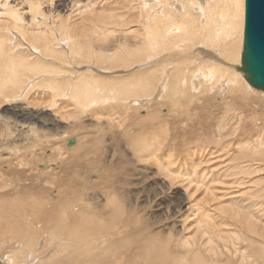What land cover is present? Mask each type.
Masks as SVG:
<instances>
[{
	"label": "bare ground",
	"instance_id": "1",
	"mask_svg": "<svg viewBox=\"0 0 264 264\" xmlns=\"http://www.w3.org/2000/svg\"><path fill=\"white\" fill-rule=\"evenodd\" d=\"M83 1L86 0H76V2L73 0H0V106L5 102L11 104L20 101V99L21 101L23 98L26 99L28 94H34L36 91L32 90L40 86L41 83L44 84L43 82L46 86L53 85L49 82L50 80L58 84L60 81H54V78H60L61 83L63 80L71 82L64 98L69 99L74 93L75 96L77 94L92 97L96 94L98 97L100 96L99 93L106 92V100L111 98L117 102L114 107L115 110L116 108L121 111L128 110L127 104L130 107L139 103H150L153 101L152 97L155 96L153 98L157 103L153 104L154 112H150L146 117L152 125L151 134L139 137L142 140L136 141V144H128L133 157L138 162H143V159L153 162L157 159L161 146V142L157 139V126L167 127V131H169L168 125L171 124V126H175L173 131L178 134L174 140L183 139L184 137L179 135L182 126L181 119L194 106L192 102L194 101V91H199V88L200 90H215L218 84L221 85V89H224L229 84L225 93L227 92L230 99H225L224 111L218 112L212 107L204 106L211 109L212 112L204 114L201 122L205 121L207 124L214 125L215 130L207 133L208 139L203 144H198L195 139L187 138L186 140L189 146L194 144L188 152L191 168L196 172L202 169L203 163L207 164V169H202L201 176L199 178L191 177L188 184L211 190L223 186L224 194L222 197L225 198L224 202L218 203L215 208L225 216H220L218 221H214L217 217H214L210 211H201L199 214L200 222L205 225L198 226L194 235L197 240L193 245L191 238L194 236H187L188 233H184L188 227L186 221H179L184 219L179 216L180 213L178 212L172 216V219L174 224L183 222V226H181L183 231L179 233L186 235H183L176 242H170V239L175 237V230L172 234L162 237L160 235L164 234L163 231H154V225L149 223L144 224L146 227L142 226L140 229L131 230V221L128 219L121 220L119 216L121 211H115L113 220L103 224L94 223V220L87 221L91 215L90 211L82 212L77 219L76 213L72 212V219L67 223V228L62 234L66 238L64 243L66 246L63 245L54 255L52 253L50 256L42 253L31 254L30 260L32 262L26 264H41L43 262L45 264H124L123 260L129 258V254L151 264H161L163 259L161 258L160 261L159 256L171 247L178 248L176 252L178 255L162 264H216L223 262L224 253L236 260V262L229 261V264H264L257 259L261 256L264 260V191H261V187L264 188L262 175L264 172V128L260 127L251 138L242 139L238 143V128L235 132L227 131V124L224 123L229 120L232 112L233 118L238 120V92L243 90L235 82L241 81L243 87L250 88L244 76L237 70V67L241 66L245 0H111V2L109 0L110 3L104 0L106 4L102 5V9H98V0H87V3L82 6ZM76 4L78 7L81 5L82 8L77 9ZM120 7L121 9H129L126 15L121 12V17H119ZM132 10L137 11L133 14V18L130 15V12H134ZM62 12H70L67 21L76 22V27L80 23L78 22V20L80 21L79 16L86 13V15L94 17L92 20L96 23L94 25H98L97 27L103 32H108L114 36L120 30L127 33L126 37H121L118 33L115 41L111 40L109 43L107 42V45L106 42L104 43L106 45L104 50L108 52L109 58L103 60L102 56H99V61L102 66L109 63L110 69H104L107 71L105 72L107 76L108 74L117 75L118 72L116 71H124L123 69L128 71L137 60L152 62L158 55L166 54L158 60L159 62L154 60L159 65L156 66L153 61L156 66L155 69H147L152 63L144 64L141 66L145 70L143 73L126 79L117 76L109 79L102 77L103 80L107 81L105 85H102V78L99 77V74V76L94 75L91 72L93 70L86 71L89 73L83 71V73H78V69L83 66L80 65L81 67H79L78 65L82 62L81 58L85 60L89 54H84L86 47L79 46L75 36H72L73 30L70 32L67 29L68 22L65 23V19L63 20ZM76 12L79 13L78 16H76ZM133 20L135 23H131L132 26L129 27ZM130 37L138 38V40L135 41ZM26 41H29V44ZM41 41H44L45 44L38 45ZM7 42H9V46H7ZM88 45L94 48L91 44ZM40 46L45 47V50H40ZM98 46L100 45L98 44ZM194 48L195 50L192 51ZM234 49L237 53H234ZM23 50L33 53L27 55V52L18 53ZM13 52L18 54L14 56ZM197 56L202 57L203 60H198ZM71 58H75L79 63L75 66L72 65L74 62L71 61ZM237 58L240 63L235 65ZM173 63L175 64L174 70L168 71ZM112 65L118 66L113 68ZM89 68L97 70L96 68ZM135 68H139V66L135 65ZM74 69H76V76L69 79L70 75L75 74L72 73ZM79 71L81 70L79 69ZM33 72L35 74H32ZM39 76H44V78L42 80L35 79ZM166 76L168 79H165ZM158 77H160V81L164 79L161 87L165 88L163 91L165 94L161 99H158L161 95V88L157 94L155 91L150 93L153 81L154 79L156 81ZM223 79L224 81H222ZM151 80L153 81L151 82ZM221 89L213 94H220ZM252 91L253 89H251ZM56 94L52 93L49 96L54 99ZM223 94L224 92L219 96H223ZM256 94L258 95L253 102L261 105V102H264V93L256 92ZM38 96L40 97V95ZM130 97H136V101H134L135 99L124 100ZM200 98L203 100V97ZM250 98L252 99V97ZM85 101L87 100L85 99ZM163 104H169L168 111L174 116L172 119L170 116L167 118L168 115H161L160 107ZM92 106L94 107V105ZM115 110L110 109L109 111V124L111 122L118 124L119 117H115ZM14 112H17L16 108ZM123 113L125 114L124 111ZM134 125L136 126V124ZM231 135H233L232 137L236 135V137L231 139ZM198 151H206V154L198 153ZM125 156V150L119 152L120 158ZM111 157L115 160V155ZM114 163L116 167L126 168L118 160H115ZM173 165L174 161L170 156L160 161L161 171L167 177H172L177 173V169L174 170ZM222 165L225 169L222 172L214 173L213 169L220 166L223 168ZM46 167H49L48 164L40 166L41 169ZM124 172V176H127V169ZM254 176L257 179L251 180L250 178ZM108 183L111 185L110 189L115 191V186H117L115 179L113 178ZM238 187H240L239 191ZM246 192H249V196L245 198L244 193ZM240 193H242V197L238 198ZM184 195L185 192L181 194V196ZM51 198H53L52 204H55L56 195H51ZM68 202L73 203L70 199ZM12 203L18 207L11 214V224H14L15 227L7 226L9 218L6 215L0 216L1 240H17L23 231L34 236V231L24 223L21 211H24L23 205L18 201ZM56 205L59 208L50 214L51 218L57 217L59 210L64 213L65 203L61 202ZM229 210H233L236 216V218H232L231 224L226 218ZM187 218L189 219L190 215ZM50 221L48 220V222ZM253 221H260V223H257L256 226ZM239 223L249 232L248 234L252 235V238L246 239L253 244L252 247L240 245L239 241L242 237L240 239L239 235L246 232L243 229L238 230ZM76 224L80 229L78 235L76 234ZM228 226L238 231H229ZM190 227L193 229L194 225H190ZM260 229H263L261 233ZM138 233L146 237L139 240L135 247L131 236ZM148 235L151 237L146 242ZM103 237L104 243L107 244L105 247H101ZM246 240L243 239L244 242ZM257 243L260 245L255 248ZM43 247L41 244L40 250ZM19 249L6 252L0 260H3V264H15L12 258L14 252H18ZM201 250L207 253V257L199 254ZM101 255L105 256L103 260L100 259ZM238 257L241 263H238ZM250 257L255 262L250 261Z\"/></svg>",
	"mask_w": 264,
	"mask_h": 264
},
{
	"label": "rangeland",
	"instance_id": "2",
	"mask_svg": "<svg viewBox=\"0 0 264 264\" xmlns=\"http://www.w3.org/2000/svg\"><path fill=\"white\" fill-rule=\"evenodd\" d=\"M106 1L107 3L111 2V0L110 2H108L109 0H105V2ZM73 2H76V0H73ZM103 2L104 0H98V9H102L106 4L105 2L102 4ZM86 3L87 0L83 1L82 6ZM82 6L79 5L78 7L76 4L77 9H81ZM119 10V17H121V12L123 15H126L129 9H121L120 7ZM132 11L134 12H130V15L133 18V14L137 11ZM69 13L70 12H62L63 20L65 19V23L68 22L67 29L70 32L73 30L71 32L72 36H75L79 46L86 47V52H84V54H89V57L85 58V60L81 58V63L76 61L75 58H71V61L74 62L72 65L75 66L77 63H79V67L83 65L79 68L81 71L78 69V73H89L86 71L93 70L91 72L94 73V75H100L99 77H103L104 79H109L113 76H117L121 79L131 78V76L135 77L136 74L139 75L145 71L144 68H141L144 64L152 63L147 69H155V67L159 65V63H157L159 62L158 60L162 59L163 55L166 54L163 53L158 55L157 58L154 59L157 62L153 60L156 66L153 64V61L142 62L137 60L135 65H138L140 69L135 68L134 65L130 66L131 68H129L128 71L122 68L126 72L116 71L118 72L117 75L108 74L107 76L105 73L107 71H104V69H110V65L105 62L106 64L102 66L99 61V56H102L103 60L109 58L108 52L104 50V47H106L111 40L115 41L118 35L126 37L127 33L120 30L118 32L119 34L116 33L114 36L108 32H103L97 27L98 25H94L96 24L92 21L94 17H90V15L88 16L86 13L79 16L80 18L78 17L80 19L78 22L80 23H78L79 26L76 27V22L67 21ZM76 13V16H78L79 13ZM87 18L89 19L87 20ZM131 23H135L134 20L130 22L129 27L132 26ZM99 34L101 37H98ZM131 38L132 37H130V39ZM132 39L135 41L138 40V38L135 37ZM41 42H39L38 45L45 44L44 41ZM96 42L97 44H95ZM26 43L29 44V41H26ZM88 44H91L94 48ZM98 44L100 46H98ZM7 46H9V42H7ZM120 46H122V44H120ZM40 50L44 51L45 47H41ZM194 50L195 48L192 51ZM24 52L27 51L23 50L18 53ZM18 53L13 52V55L15 56V54ZM28 53L29 52H27L26 55ZM32 53L33 52L30 51L29 54ZM234 53H237L235 49ZM197 58L198 60H203L202 57L197 56ZM239 63L237 58L235 65ZM112 66L113 68H117L118 65ZM174 66V63L171 64L168 71H173ZM89 67L96 68L97 70L90 69ZM75 70L76 69H74V71L72 70V73L75 74L70 75L69 79L72 76H76ZM32 74L35 73L33 72ZM44 76H39L35 79L42 80ZM103 78L102 85H105L107 81L103 80ZM159 79L160 77L156 78V81L155 79L154 81L151 80V82L153 81V86L150 93L155 91L156 93H154L157 94L161 88V95L160 98H158L161 99L165 94V92L163 93L165 88L163 89L161 87L164 79L161 81ZM165 79H168V76H166ZM224 79L222 81H224ZM54 81L60 82L55 84L50 80L49 82L53 83L51 86H46L44 85L45 82H43L44 84L41 83L40 86H37V88L35 87L32 91L36 92L34 94H28L26 99L23 98L22 101L20 99V101L11 104L5 102L6 104L4 103L0 106V216L6 215L9 218L7 226H11L12 228L15 227L14 224H11V214L18 207L12 202L18 201V203L22 204L24 207V211L20 210L22 211L25 225L30 227L35 234L33 236L23 231L17 240L12 239L9 241L1 240L2 237L0 235V258L6 254V252L15 250L16 248L20 249L18 252H14L15 254L12 259L15 264L32 262V260H30L31 254L37 255L38 253H42L43 255L50 256L53 253L54 255L63 245L64 247L66 246L64 244L66 238L62 234L67 228V223L72 219V212L76 213L77 219L82 212L90 211L91 215L87 218V221L94 220V223L98 222L99 224H103L104 222H111L113 220L115 211H121V214H119L121 220L128 219L131 221V230L140 229L142 226L146 227L144 226L146 223L154 225V231H163L164 234L160 235L162 237L172 234L173 230H175V237L171 238L170 242H176L183 235H186L179 233L183 231V227L181 228L183 222L174 224L172 219V216L177 212L180 213L179 216L184 219L179 221H186L188 230L184 233H188L187 236H194L198 226L205 225L200 222L201 218L199 214L201 211H210L214 217H217L214 221H218L220 216H225V214L220 213L215 208L218 203L224 202L225 198L222 197L224 194L223 186L211 190L201 186L196 187L194 184H188L191 177L199 178L201 176L202 169H207V164L203 163L202 169L196 172L191 168L188 161V152H190V148L194 144L189 146L186 140L187 138L192 140L195 139L198 144H203L208 139L207 133L215 130L214 125L207 124L205 121L201 122V118L207 112H212V110L207 107H212L218 112L224 111L226 105L225 99H230L227 92L225 93L226 87L227 90L229 88V84H227L224 89H221V85L218 84L215 90H200L199 88V91H194V101H192L194 106H192L190 112L181 119L182 126L179 135L184 138L174 140L178 135L173 131L175 126L169 124V131H167V127L158 125L157 139L161 142V146L158 151L157 159L153 162L145 161V159H143V162H138L136 158L133 157L129 147L130 145L128 146V144H136V141L139 142L140 139L142 140V138L139 137L151 134L152 125H150V120L146 119V117L150 112H154L153 104L157 103V101H154L155 98H153L155 96L152 97V102L143 103L144 105L139 103L129 107L127 104L126 108L129 109H124V114L123 111L117 108L115 110L114 107L117 102L114 99H112L113 101L111 98L105 99L106 92L99 93L100 96L98 97H96V94L92 97L79 96L77 94L75 96L74 93L68 99L64 98V95L66 96L71 82L63 80L61 83L60 78H54ZM235 83L239 84L243 90L242 92H238V120L239 118L240 120L238 121L233 118L232 112L229 120L224 123L227 124V131L235 132L236 128H238V143H240L242 139L251 138L260 127L264 128V102H261V105H257V103L253 102V100L256 99V95H258L256 92H264L256 89L254 90L251 86L250 88L248 87L250 90L246 89L243 87V84H241V81H239V83L236 81ZM220 89V94H213ZM251 89H253L252 92ZM223 92L226 95L223 94V96H219ZM52 93H58L54 95V99L49 96ZM38 95H40V97ZM83 97L88 102L85 101ZM200 97H203V100ZM250 97H252V99ZM132 99L136 101V97H130L124 100ZM200 100L202 101L200 102ZM92 105H94V107ZM163 105L160 107L161 115H168L167 118L170 116V119H172L174 116L168 111L169 104ZM204 106L207 107L205 108ZM15 108L17 112H14ZM110 109L116 111H114V113L115 117H119L118 124L113 122L109 124L108 116ZM137 109L140 110L137 111ZM93 115L95 118L92 119V117H94ZM134 124H136V126ZM236 135H234V137L231 135L230 138L234 139ZM70 139L75 140L72 146L68 145ZM123 150L126 151V156L120 158L119 152ZM198 153L206 154V151H198ZM112 155H115V160H118L126 168L123 169L122 166H114L115 160L111 157ZM169 156L174 161L173 169H177V173L172 177H167L161 171L160 167V161ZM44 164H48L49 167L41 169L40 166ZM126 169L127 176H124V171ZM224 169V166L223 168L220 166L213 170L214 173H217L222 172ZM205 174L206 171L203 175L204 180ZM262 175L264 177V172ZM254 177L250 179L256 180L257 178ZM113 178L117 185L115 186V191L110 189L111 185L108 183ZM76 182L78 187L76 186ZM80 182H82L81 185ZM239 189L240 187H238V191ZM262 190L264 191L263 187H261V191ZM184 192L185 195L181 196ZM242 193L238 194V198L242 197ZM53 194L57 197L55 204H52L53 198H51V195ZM244 195L246 198L249 196V192L244 193ZM68 199L73 203H69ZM61 202L65 203V207L63 208L64 213L59 210L58 216L51 218L50 214L59 208L56 204ZM189 215L190 218L188 219L187 217H189ZM226 218L231 224L233 221L232 218H236L234 211L229 210ZM48 220L51 221L48 222ZM253 223L257 226V223H260V221H253ZM190 225H194V228L192 229ZM227 229L229 231L243 229L246 233L242 232V235H239L240 239L242 237L239 241L240 245L245 247L253 246L250 241L246 240L250 239V237L252 238V235L248 234L249 232H247L240 223L238 224V230L231 226H228ZM259 231L261 233L263 229ZM79 233L80 229L78 224H76V234L78 235ZM131 237L136 247L137 242L144 239L146 236L138 233ZM150 237L151 236L148 235L145 241L147 242ZM243 239L246 240V242H244ZM196 240V236L191 238L193 245ZM101 243V247L107 246V244L104 243V237L101 239ZM41 244L42 247H44L40 250ZM259 245L260 243L255 244V248ZM177 251L178 248H168L167 251L159 256L160 261L161 258L163 259L161 264L177 256ZM199 254L207 257V253L203 250H201ZM104 257V255H101L100 259L103 260ZM257 259L260 262H264L261 256L257 257ZM249 260L255 262L251 257ZM229 261L236 262L230 255L224 253L223 262L216 264H229ZM123 262L124 264H151L130 254L129 258H125ZM238 263H241L239 257ZM0 264H3V260H0ZM41 264H45V262Z\"/></svg>",
	"mask_w": 264,
	"mask_h": 264
},
{
	"label": "water",
	"instance_id": "3",
	"mask_svg": "<svg viewBox=\"0 0 264 264\" xmlns=\"http://www.w3.org/2000/svg\"><path fill=\"white\" fill-rule=\"evenodd\" d=\"M237 70L252 88L264 92V0H245L241 66ZM74 143L72 139L68 145Z\"/></svg>",
	"mask_w": 264,
	"mask_h": 264
}]
</instances>
